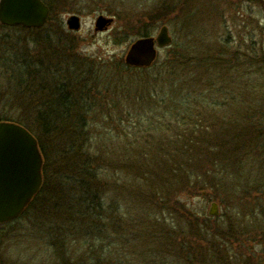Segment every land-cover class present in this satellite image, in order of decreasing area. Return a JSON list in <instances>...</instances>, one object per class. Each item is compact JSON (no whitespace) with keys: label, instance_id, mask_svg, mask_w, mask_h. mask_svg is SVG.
I'll return each mask as SVG.
<instances>
[{"label":"rangeland","instance_id":"rangeland-1","mask_svg":"<svg viewBox=\"0 0 264 264\" xmlns=\"http://www.w3.org/2000/svg\"><path fill=\"white\" fill-rule=\"evenodd\" d=\"M44 1L51 7V15L42 28L32 30L18 27L0 28V81L2 82L0 115L10 116L14 119L23 117L32 121L33 116L26 115L30 111V107L25 108L23 104H27L26 99L32 100V104H39L43 100L42 97L28 96L23 93V90L21 91L20 86L16 85L12 76L14 69L15 72L18 69L16 68L18 64L10 66L15 67L11 69V72L7 70L6 66H1L5 59L8 60L6 57L11 56L14 52L44 57L46 48H36L35 43L40 36L48 38L49 45L52 44L60 48L57 52L54 50L51 53L50 51L52 62L45 81L50 86L53 80L61 82L66 80L67 82V79L64 78V74H66L70 80L67 84L68 89L74 90L78 94L89 91L91 98L95 93L97 94L94 103L96 112L92 113L94 117L89 118L86 134L88 133L87 137L91 139L92 146L96 143V148L103 149L102 144L97 146V144L103 143L104 148L112 150L114 162L117 163L114 179H118L116 189H109V192L105 196L103 195V205L109 208L107 212H104V215H109L104 217L108 231L101 236L98 246L99 253L102 254L100 262L103 264H205L206 261H214L213 264H220V259L226 258L223 259V264H240L237 261L246 260L245 254L249 252V249L253 248L252 250L255 252L263 251L262 246L249 238L240 244L223 243L220 238L212 242L195 238L201 236L196 234L201 229L211 235L213 226L224 228L220 227L221 224L227 225L228 216L224 219L220 215L224 210L231 213L232 208L228 204L226 210L224 204L220 201L217 202L215 195L219 194V191H201L200 189V191L189 194V190L192 189H184L183 193L172 190L161 203L157 199L158 194H153L152 187L144 186V183L138 178L133 179L129 172L134 155L131 144L140 148L148 146V143H154L155 147L167 148L169 143L171 144V141L177 138L175 132L179 131V123L186 122V117L172 113L171 106L163 109L160 106H154L153 110L136 106L137 109H135L125 98L123 92L116 95L114 86H109L108 90L106 82L114 80L113 82L118 83L119 86L126 85L127 87L129 76L134 73L133 75L136 77L134 80L143 84L146 81L140 76L144 72L143 76L152 82L145 83L148 86L143 84V91L159 88V94L179 104L182 97H189L191 102L203 103L205 99L197 96H207L209 92L205 91L201 84L188 82L186 85L185 80L188 78L190 81L192 78L210 79L214 90L210 95L217 99V101H213L211 108L217 109L215 105L222 103L221 109H223L228 103L241 102L243 109L251 110L252 107L255 110H258L257 107L264 109V0ZM101 14L113 17L114 21L107 29L96 31V19ZM76 15L80 17V25L78 28H72L69 26L68 20ZM159 16L171 19L172 23H163V19ZM163 25L169 27L172 43L159 49L154 63L146 67L149 69L143 71L141 69L144 67L127 65L125 56L131 44L142 37L139 35L140 29L145 26L151 30L150 36H156ZM191 27L195 28L192 32L195 36L186 37V29ZM202 35L215 40L222 49L229 50V53L233 54L234 60L240 58L239 61L242 62V65L237 68V71L230 72L225 83L221 82L222 77L219 78V71L209 74L202 68L191 69L183 77L182 82L185 85L182 88L183 93L179 92L172 96L169 90L168 75L162 77L164 84L160 81L154 82V76L157 74L155 69L166 59L172 58V46L179 41L181 36L183 44H186V41L201 38ZM215 41L210 42V45L207 46L210 56L213 55ZM126 68L134 69L127 70ZM19 71L21 72V70ZM57 71H59L60 77L56 76ZM20 72H17L16 78L21 79ZM139 77L140 79H138ZM124 79L127 83L124 82ZM11 80L15 83H13V87ZM198 87L202 94L196 92L199 91ZM217 88L223 89L216 91ZM71 90H68V94H73ZM223 100L225 104H223ZM206 103L207 101L204 106ZM243 103L248 108L244 107ZM115 105L118 106V109ZM229 106L228 104L227 107ZM236 109L239 114L243 113L242 108L235 107L234 110ZM223 111L225 110L223 109ZM217 115L223 116L224 114ZM227 116L230 115L227 114ZM233 116L241 121L239 115L233 114L230 118ZM219 123L220 120L214 119V124L218 125ZM81 137L85 138L84 135ZM67 145L70 143L65 144V146ZM52 147L53 142L51 139H47V153L51 152ZM52 149L54 150V148ZM91 153L95 152L92 150ZM52 155V159L58 158L53 153ZM158 155L161 157L160 152ZM261 176L264 181V174ZM261 176L259 175V177ZM263 181L260 180V184ZM190 182L192 186L187 182V187L193 188V183ZM147 190L150 198L145 201L150 208L141 204L137 209H133L132 198L135 194L133 191L140 193ZM135 195L138 196V194ZM253 196H256L260 202H264V192L258 188L253 190ZM155 199H157V203ZM225 201L227 200L225 199ZM151 202L152 204H150ZM212 202L218 203L219 215L215 216L218 217V220H212L214 216L209 215ZM37 205H34L28 213H25L26 209L17 221L0 225V264H50L52 262L50 259L53 257V250L49 245V239L50 236L53 238L56 236L54 227L57 224H55L57 218L47 209H40V206ZM111 212H114V215ZM119 218H123L124 221L120 222ZM191 221L196 223L193 224ZM259 221L261 227L258 230L264 232V219L260 217ZM67 223L69 224V222ZM58 224L62 225L59 228L60 235H67L63 242L65 250L70 249L69 255L72 258L84 257L82 253L83 251L87 252L88 243L73 240L72 244H68V240H71L69 236L82 238L84 235L77 233L71 225L64 224L62 221H59ZM192 229L195 230V235H193ZM247 230L252 231L251 228ZM186 242L192 248L191 250H186ZM196 244L202 247L201 250L204 252H202V258L188 255L196 248ZM92 249L90 248V251ZM242 257L244 258L242 259ZM91 260L87 254L86 259H82V263L86 261L85 264H93Z\"/></svg>","mask_w":264,"mask_h":264},{"label":"trees","instance_id":"trees-1","mask_svg":"<svg viewBox=\"0 0 264 264\" xmlns=\"http://www.w3.org/2000/svg\"><path fill=\"white\" fill-rule=\"evenodd\" d=\"M159 17L161 18V16ZM161 19L165 24L172 23L171 19ZM176 21H174V24H176ZM193 30H195L194 27L186 29V37H194ZM150 31V29L143 26L139 35L142 37L150 36ZM213 41L215 40L202 35L201 38L191 39L183 44L181 36L179 41L172 46V58L166 59L156 67L157 74L154 76V82L160 81L164 84L162 77L168 75L169 90L171 95L175 96L179 92L183 93L182 88L185 86L182 82L183 77L191 69L202 68L209 74L219 71V78L222 77L221 82L225 83L230 72L237 71L242 62L239 61L240 58L234 60L233 54H230L229 50L222 49L216 41L217 46L215 45L213 55L210 56L207 46ZM35 43L36 48H46L43 54L44 57H34L28 53L19 54L14 52L11 56L6 57L8 60L5 59L4 63L1 64V66H6L10 72L12 68H15L10 66L18 64L19 67L16 66L18 69H16V72L14 69L12 76L16 85L20 86L21 91L23 90V93L30 97L43 98L39 104H32V100L29 99H26L28 105L25 102L23 104L25 108L30 107V111L26 115L33 116L32 121L23 117L14 119L10 116L0 115V121L17 122L34 134L38 139L44 157L43 187L25 213H28L34 205L38 204L37 206H40V209H47L57 218L55 220V224H57L54 227L56 232L53 231L56 236L54 238L50 236L49 239V245L53 250L50 264H85L86 261L82 263V259L85 260L87 254L88 258L92 259L93 264H103L100 262V259L102 261V254L100 255L98 246L101 236L108 231L104 219L109 215H104V212H107L109 208L103 205V195L105 196L109 189H116L118 179H114V170L117 169V163L114 162L112 150L110 151L107 147L104 148L103 143L97 144L98 147L102 144L103 149L96 148V143L94 144L95 147L92 146L91 139L87 137L88 133L86 134L89 118L94 117L92 113L96 112L94 103L97 94L95 93L94 97L91 98L89 91L78 94L76 91L68 89L67 84L70 80L66 74H64V78L67 79V82L66 80L62 82L53 80L50 86L45 81L52 62L50 56L54 50L57 52L60 48L52 44L49 45V39L44 36L38 37ZM14 44L12 45L14 46ZM46 63L49 65H45ZM128 69L132 70L134 68ZM147 69L149 68H142L141 70L145 71ZM17 72L22 74L21 79L16 78ZM133 74L129 76L127 87L126 85L119 86L118 83L113 82L114 80L107 82L105 80L107 88L114 86L116 95L123 92L125 98L130 101L135 109H137L136 106L150 110H153L154 106H160L161 109L171 106L172 113L179 116L185 115L186 117V122L179 123V131L175 132L177 138L172 140L167 148L155 147L154 143H148V146L140 147L142 149L140 151L139 146L130 143L134 155L129 172L133 179L138 178L144 183V186L152 187L153 194H158L157 199L161 203L172 190L183 193L184 189H192L189 190V194L200 191V189L201 191H219V194L216 193L215 195L217 202L220 201L224 204L226 210L228 204L232 208L231 213L224 210L220 215L224 219L228 216L227 225L221 224L220 227L224 228H217L212 225L214 227L211 231L212 234L210 233L212 236L206 230H199V227L196 234L203 237L196 236L195 238L206 242L216 241L217 238H220L223 243L230 244H240L246 242V239L249 238L262 246L263 251L255 252L251 248L245 254L246 260H239L237 263L264 264V232L258 230L261 227L260 217L264 219V202H260L256 196H253L255 188L264 192V181L261 176L264 174V109L257 106L258 110L253 107L251 110L243 109L241 102L228 103L230 106L227 107L228 104L224 106L226 107L223 108L225 111L221 109L222 103L215 105L217 109L211 108L213 101H217L210 95L211 92H214L213 83L210 79L204 80L203 78H201L202 80L198 78H192L191 81L189 78L185 80L186 85L188 82H192L190 84H201L205 91H209L207 96H197L205 99L203 103L191 102L188 99L189 97H182L181 102L176 104L175 101L159 94V88H150L149 91H143V84L152 81L147 80L143 76V72L142 76H139L146 82L140 84V82L134 80L136 77ZM56 76L60 77L59 71L56 72ZM11 81L13 87L14 81ZM124 82L127 83L125 79ZM1 83L0 81V87ZM197 89L199 91H195L201 93V89L199 87ZM222 89L217 88L216 91H222ZM68 90H71L73 94H68ZM206 101V106H204ZM223 104H225V101ZM243 105L246 107L245 103ZM115 106L118 109V106ZM235 107L242 108L243 113L239 114L238 109L234 110ZM217 114L224 115L218 116ZM227 114L230 116L233 114L239 115L241 121H238L236 116L230 118ZM216 118L220 120L218 125L214 124ZM177 121L179 122V120ZM83 135L85 138L82 139L81 136ZM47 139H51L53 142L52 148L54 150L51 148V152L58 158L52 159V153H47ZM68 142L70 145L65 146ZM92 150L95 153H91ZM143 152L144 156L142 155ZM159 152L161 157L158 155ZM259 154L260 156H258ZM258 163L259 166L257 167ZM260 180L263 181L262 184H260ZM190 181L193 183V188H191ZM187 182L191 186L187 187ZM133 193L138 194V196ZM133 193L135 198H132L133 209H137L141 204L146 208H150L145 201V199L150 198L148 190L140 193L133 191ZM157 199H155L156 203ZM112 214L114 215V212ZM217 218L213 217L212 220ZM59 221L64 224L69 222L68 225H71L77 233L84 235L82 238H71L69 236L71 240H68V244H72L73 240L89 244L86 249L87 252L83 251L82 253L84 257L72 258L69 255L70 249L65 250L66 247L63 242L67 235L63 234L64 231L62 232L63 235H60L59 228L62 225L58 224ZM119 221L123 222L124 219L119 218ZM191 222L196 223L195 221ZM250 228L252 231L247 230ZM192 230L193 235H195V230ZM242 238L244 239L241 240ZM186 243V250H191L192 248L189 247L188 242ZM195 246L193 252L188 255L202 258V247L199 244ZM92 247H95V249H92ZM90 248L92 251H90ZM223 259L226 258H221L220 264H223ZM213 262L206 261L205 264H213Z\"/></svg>","mask_w":264,"mask_h":264},{"label":"water","instance_id":"water-1","mask_svg":"<svg viewBox=\"0 0 264 264\" xmlns=\"http://www.w3.org/2000/svg\"><path fill=\"white\" fill-rule=\"evenodd\" d=\"M50 14L43 0H0V22L8 26L41 28ZM113 17L103 14L96 19V31L107 29ZM69 26L78 28L80 17L72 16ZM172 43L169 27L161 26L156 36L135 40L125 63L133 67H149L158 51ZM44 157L38 139L25 126L8 120L0 121V224L21 217L39 194L44 184ZM209 215L218 216V203L212 202Z\"/></svg>","mask_w":264,"mask_h":264},{"label":"flooded vegetation","instance_id":"flooded-vegetation-1","mask_svg":"<svg viewBox=\"0 0 264 264\" xmlns=\"http://www.w3.org/2000/svg\"><path fill=\"white\" fill-rule=\"evenodd\" d=\"M44 1V0H43ZM46 3V2H45ZM46 5L50 8V6L46 3ZM51 9V8H50ZM47 22V21H46ZM12 28V27H15V26H8V25H5V24H2L1 22H0V28ZM16 27H18V28H20V29H26V30H32V29H37V28H27V27H24V26H16Z\"/></svg>","mask_w":264,"mask_h":264}]
</instances>
